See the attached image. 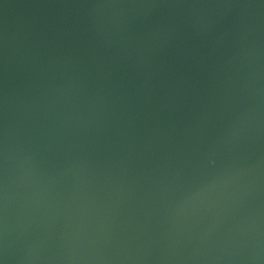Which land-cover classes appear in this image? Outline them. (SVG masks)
<instances>
[{"label":"water","instance_id":"obj_1","mask_svg":"<svg viewBox=\"0 0 264 264\" xmlns=\"http://www.w3.org/2000/svg\"><path fill=\"white\" fill-rule=\"evenodd\" d=\"M4 264H264V0H0Z\"/></svg>","mask_w":264,"mask_h":264},{"label":"snow or ice","instance_id":"obj_2","mask_svg":"<svg viewBox=\"0 0 264 264\" xmlns=\"http://www.w3.org/2000/svg\"><path fill=\"white\" fill-rule=\"evenodd\" d=\"M0 264H4V262H3V260H2V259H0Z\"/></svg>","mask_w":264,"mask_h":264}]
</instances>
